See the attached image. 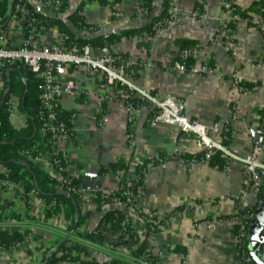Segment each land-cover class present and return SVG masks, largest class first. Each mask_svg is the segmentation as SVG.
Masks as SVG:
<instances>
[{
  "label": "crops",
  "instance_id": "0c3cea01",
  "mask_svg": "<svg viewBox=\"0 0 264 264\" xmlns=\"http://www.w3.org/2000/svg\"><path fill=\"white\" fill-rule=\"evenodd\" d=\"M26 1L40 13L60 18L74 35L85 37L140 28L163 10L162 0H151L150 9L143 8L140 0H120L119 15L116 16L107 4L93 0L81 11L90 27L79 28L70 22L68 16L81 0H64L58 11L46 7L43 0ZM253 1L256 0H234V3L247 7ZM176 2L180 11L178 18L164 36L148 40L147 52L139 46L138 36L121 37L113 45V50L127 53L132 62L141 61L134 78L137 89L156 93L159 98L182 99L186 114L207 128L215 119L225 117L232 106L236 107L239 115L228 143L232 157L226 168L178 158L149 166L137 205L143 211L160 213L187 206L186 210L174 212L167 224L160 226L152 241V249L160 258L159 264H240L232 234L235 221L226 216H233L245 208H251V219L255 216L260 221L264 216L263 207L256 211L257 197L242 185V159L251 150V131L259 121L260 109L264 108V30L241 19L231 31L218 37V30L224 22L226 0ZM196 10L201 12L195 14ZM58 36L57 27L51 26L42 31L39 39L43 44H51ZM175 38L196 40L199 44L194 55V69L172 72L167 68L178 51L173 42ZM21 39L19 30L10 28L8 40L19 43ZM202 63L210 64L214 71L200 74L196 68ZM57 77L61 82L71 80L81 89L78 96L63 94L59 102L74 115L73 141L66 147L68 172L80 176V187L89 194L97 190L112 191L118 186V175L115 172L100 173V165L119 159L134 165L159 153L192 154L200 151L195 138L186 137L175 126L164 122L150 125L151 102H143L136 110L131 128L133 143L130 145L126 139L128 124L121 99L123 90L117 84H107L103 78L83 67L62 68ZM234 80L257 83L259 90L242 92ZM98 102L103 103L101 126L91 120ZM17 120L19 125L25 123L20 111ZM85 150L88 156L82 153ZM3 172L4 167L0 165V174ZM6 201L11 204L0 209V228L20 232L28 229L30 235L18 245L0 248L3 260L0 264H39L42 249L38 248L36 241L44 243L45 248L51 247L56 236L48 225L63 228L66 221L59 215L44 222V206L36 203L27 206L20 195H16L15 189L0 186V206ZM110 208L112 206L104 207L106 210ZM101 214L102 211L94 212L79 227L78 233L83 236L89 232ZM132 216L137 226L139 216ZM263 231L264 221L258 222L249 233L252 244L259 242ZM105 245L87 242L85 258L101 261ZM181 252L186 254L184 262L179 258Z\"/></svg>",
  "mask_w": 264,
  "mask_h": 264
},
{
  "label": "trees",
  "instance_id": "16d2710c",
  "mask_svg": "<svg viewBox=\"0 0 264 264\" xmlns=\"http://www.w3.org/2000/svg\"><path fill=\"white\" fill-rule=\"evenodd\" d=\"M64 1V0H62ZM93 0H81L76 9L68 16L70 22L79 28H89L90 25L84 21L81 14L83 6ZM107 4L110 0H96ZM119 0H113L118 2ZM162 12L153 17L150 22L140 28L127 29L120 33H109L107 35H97L94 37L76 36L68 28V26L56 16L45 15L33 8L26 0H0V30L4 29L10 19V15L15 12V5H22L26 10L25 27L22 31L26 33L27 24L35 19L40 21L42 31L51 26H56L59 34H61L62 44L67 48L73 46H81L88 44L94 48H99L107 44L111 49L121 37L150 35L154 33V26L157 22L167 17V7L170 0H162ZM141 6L150 9L151 0H140ZM235 11L242 19H249L253 13L260 12L264 19V10L258 11V7H264V0H256L251 2L247 7H240L232 3ZM233 28V24H229ZM174 44L178 47V51L174 54L173 60L184 63L186 71H189L195 65V59L192 54L182 56L183 50H197L199 44L196 40L175 38ZM139 46L146 49L149 48L148 40H140ZM120 57H128L127 53L114 52ZM140 60H136L134 64L128 65V71L133 77L137 76ZM2 79L4 88L0 91V165L4 167V172L0 174V178L8 179L13 183L19 184L22 191L15 189L16 195H20L24 203L29 206L30 197L36 196L42 198L45 202L44 215L42 220L48 221L52 216L61 214L66 221L63 228L48 225L56 236L54 244L49 248L42 250V256L39 264H64L66 262H78L80 264H159V256L155 254L149 246L145 236H139L134 230L132 220L128 212L119 208L104 209L112 205L113 201L119 200L126 205H132L133 202L128 200L125 194L126 190L132 192L136 197L137 187L143 188L144 175L148 166L157 165L170 159L182 158L190 161L191 158H199L203 152L195 154L179 153V157L175 154L159 153L155 157L144 159L141 163L131 165L126 160H116L106 165H100V173L117 172L122 170L128 172L132 170L134 179L129 187L126 186V180L121 181L122 188L108 191L105 194L101 190H97L92 196L91 201L95 206L93 210L82 212L80 200L81 194L78 192L80 188L81 178L79 175H71L65 170L66 163L60 161L51 166L49 169L43 168L35 161V157L41 152H50L52 143L50 141V133L41 134V126L43 119L48 114V108L43 105L40 99L42 79L36 73L31 72L21 62L10 63L1 61ZM253 84L241 82V85L249 88ZM122 90L126 88L118 85ZM126 91V90H125ZM128 99L137 110L144 102L136 91H126ZM16 98L18 100V110L25 117V125L16 127L10 121V108L8 100ZM103 106V103H102ZM52 110L55 112L54 119L50 122L56 124L63 122L65 127L71 132V141H73V112L61 107L59 100L53 101ZM152 112L148 115L150 118ZM259 119L264 124V108L259 111ZM229 143V142H225ZM60 158L59 153L56 154ZM211 166L218 168L224 167L225 158L221 157L218 151H214L207 161ZM69 188V189H68ZM132 198V199H134ZM11 204L4 202L0 209ZM187 206H177L175 209L165 212L163 218H158L154 214V210L143 211L138 209L139 216L144 220V228L146 231H157L160 226L165 225V221L171 217L174 212L181 211ZM247 208L241 211V216H247ZM102 211L101 217L97 224L85 235L81 236L78 229L85 221L92 216L94 212ZM152 217L149 215L152 214ZM226 216V218H234ZM244 230V240L249 237V224ZM108 232L111 233L108 236ZM239 233V226L233 224V236ZM30 235L29 230L23 231L6 230L0 228V248L14 246L20 243ZM80 235V236H78ZM38 236V235H37ZM88 243L106 244L104 246V258L98 261L94 258H85L87 255L86 246ZM131 245H135L131 248ZM246 250L249 252V246L244 243ZM123 247V248H121ZM131 248V252L125 253L123 250ZM183 253V252H181Z\"/></svg>",
  "mask_w": 264,
  "mask_h": 264
},
{
  "label": "built area",
  "instance_id": "2783aa9c",
  "mask_svg": "<svg viewBox=\"0 0 264 264\" xmlns=\"http://www.w3.org/2000/svg\"><path fill=\"white\" fill-rule=\"evenodd\" d=\"M119 1L113 2V0H110L107 3V5L112 9V13L116 16L119 15ZM43 3L46 7L51 8L53 11H58L64 2L62 0H43ZM232 3H234V0H226L224 3V22L218 30V37L227 34L228 31H231L230 26H228L230 23L234 25L237 21L242 19L235 11ZM257 10L263 11L264 7L259 6ZM179 12L180 11L176 0H170L166 10L167 17L155 24L153 34L139 37L140 40H153L164 36L168 29L175 23ZM200 12L201 11L196 10L194 13L199 14ZM26 14L27 10L22 5H15V12L10 15V19L7 22L6 27L0 30V91H2L4 88V82L1 75V61H8L10 63L21 62L31 72L36 73L41 77L42 91L40 99L43 105L49 110L45 118L40 117L41 120L43 119L41 134L44 135L49 132L50 141L52 143V149L50 152H41L35 157V161L43 168L49 169L51 166L57 164L61 159L66 163L65 170L68 172L69 158L66 147L71 142L72 134L65 127L63 122H58L56 124H51L50 122L55 116V112L52 110L54 100H59L63 94L78 96L81 93L79 85L75 84L73 81L67 80L61 82L58 79V71L66 67H83L86 71L97 74L103 78L107 84L122 85L126 88V91H136L144 102H151L153 104V108L151 110L152 114L150 118H148V123L150 125H153L157 122L171 124L180 130L181 133L186 137L195 138L197 146L200 150L198 152H203V154L201 157L191 158L190 161L187 162L205 163L209 160L211 154L214 151H218L221 157L225 158L226 160L224 168L227 167L228 160L232 157V153L228 143L225 142H229L235 132L233 125L239 115V110L236 107L232 106L225 117L215 119L212 125L207 128L204 124L186 114L182 99L176 97L159 98L156 93H152L148 90L137 89L134 84L133 77H131L130 73L126 71V67L128 65L134 64L130 58H124L115 55V51L107 44L99 48H94L88 44L67 48L62 44L61 34H59L55 43L43 44L39 39L42 33V26L40 25L39 20L35 19V21L29 22L27 24L26 33L22 31L23 26L25 27L24 20ZM245 20L264 30V19L260 12L253 13L249 19ZM10 28H16L19 30L22 37L21 42L16 43L10 42L8 40ZM196 51L197 50H193L190 52L189 50H183L180 54L182 56L189 54L194 56ZM167 68L172 72H186L185 64L176 60L167 66ZM191 69H194V66ZM196 70L200 74H210L214 71V68L208 63H202L198 68H196ZM234 82L242 92L259 90L258 84H253L251 87L247 88L241 85L239 80H234ZM125 90L122 92L121 99L124 103L127 113L128 129L126 132V139L128 143L132 145L133 133L131 128L136 117V109L128 99V95ZM8 105L10 108L11 123L16 127L25 125V123L23 125H19L17 120L19 111L18 100L16 98H10L8 100ZM101 105V102H98L91 116V120L98 126L102 125ZM251 134V150L242 159V185L244 186V189L252 192L255 197H258L262 187L264 188V124L260 122V119L257 125L251 131ZM58 153L60 158L56 157V154ZM179 153L180 152H175L174 154L176 157H179ZM116 174L119 178L116 189L122 188V180H126V186L129 187L131 181L134 179L132 170L128 171L127 173L122 170H118ZM0 186L5 188H13L20 192L22 191L19 184L13 183L8 179L0 178ZM142 191L143 188L137 187L135 198L133 197L132 192L129 190L125 191L128 200L133 202L132 205H126L119 200H115L110 206H112V208H119L128 212L132 220L134 230L139 236H145L149 246L152 248V241L158 233L160 227L157 231H146L144 228V220L138 214L137 205V198L142 193ZM78 192L82 197L80 200L82 212L93 210L95 206L94 202L91 201V196L93 194H89L81 187L78 188ZM102 192L105 194L109 193L108 191ZM29 202L30 204L36 203L42 205L45 208V202L42 198L32 196L30 197ZM183 210H186V208ZM240 213L241 212L235 214L236 216L233 218L235 224L239 226V233L234 236V239L240 257V264H255L244 246V243L248 245V240H244V230L248 224V220L251 218V208L247 210V213H249L247 216H241ZM132 214L139 216V224L137 226L132 219ZM154 214L158 218H163L165 216L164 212L160 213L155 210ZM59 215L61 214H56L53 217L55 218ZM152 215L153 213L149 216L152 217ZM169 218L165 221V224H167ZM36 242L39 249L43 250L46 247V245L40 242V240ZM16 245H18V243ZM134 247L135 245H131V248ZM131 248H126L123 251L125 253H129L132 250ZM179 258L181 262H184L186 259V254L180 253ZM2 261V256L0 255V263ZM142 264L147 263L142 262Z\"/></svg>",
  "mask_w": 264,
  "mask_h": 264
},
{
  "label": "water",
  "instance_id": "95a60500",
  "mask_svg": "<svg viewBox=\"0 0 264 264\" xmlns=\"http://www.w3.org/2000/svg\"><path fill=\"white\" fill-rule=\"evenodd\" d=\"M261 207L264 208V194H261L258 198V205H257L256 211L258 212ZM261 221H264V216H263V219L260 221L257 219V217L254 216L251 219V222L248 227L249 233L252 232V229L254 228V226L258 222H261ZM248 246H249V254H250L252 261L255 264H264V231L259 239V242L256 245L252 244L251 237L249 235Z\"/></svg>",
  "mask_w": 264,
  "mask_h": 264
},
{
  "label": "rangeland",
  "instance_id": "374dc122",
  "mask_svg": "<svg viewBox=\"0 0 264 264\" xmlns=\"http://www.w3.org/2000/svg\"><path fill=\"white\" fill-rule=\"evenodd\" d=\"M82 153L84 154V155H87L88 156V152L85 150V151H82ZM92 160L90 159V164H92ZM260 194H264V188L262 187V189H261V192H260ZM260 196V195H259ZM259 196L257 197V200H258V198H259ZM108 235L110 236V233H108Z\"/></svg>",
  "mask_w": 264,
  "mask_h": 264
}]
</instances>
